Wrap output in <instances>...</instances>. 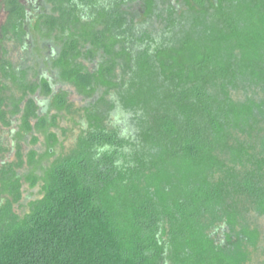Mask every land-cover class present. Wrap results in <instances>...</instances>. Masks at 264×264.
<instances>
[{"label": "trees", "instance_id": "16d2710c", "mask_svg": "<svg viewBox=\"0 0 264 264\" xmlns=\"http://www.w3.org/2000/svg\"><path fill=\"white\" fill-rule=\"evenodd\" d=\"M3 2L0 120L47 134L72 87L84 132L24 213L0 168V264H244L264 219V0Z\"/></svg>", "mask_w": 264, "mask_h": 264}, {"label": "rangeland", "instance_id": "374dc122", "mask_svg": "<svg viewBox=\"0 0 264 264\" xmlns=\"http://www.w3.org/2000/svg\"><path fill=\"white\" fill-rule=\"evenodd\" d=\"M9 12L3 0H0V26L7 20ZM13 49L10 58L15 59L16 49L11 44H7ZM13 84H8L3 88L2 94L5 96L2 110L5 111V118H12L11 105ZM69 95L66 99L67 106L62 110H53L52 118L47 130L43 132H33L24 134L23 138H17L13 134V126H7L0 120V168L11 166L21 177V197L15 202V209L18 213H24L32 200L40 198L44 194V182L42 177L58 157L66 156L75 149L78 137L83 134L84 126L82 114L84 113V99L75 92V88H69ZM31 93H29V96ZM27 99H24V103ZM55 115V117H54ZM112 117V123L115 122ZM35 123V122H34ZM52 135L54 139H48ZM259 227L262 231L261 239L257 247H250L249 255L244 264H264V219L259 220Z\"/></svg>", "mask_w": 264, "mask_h": 264}]
</instances>
